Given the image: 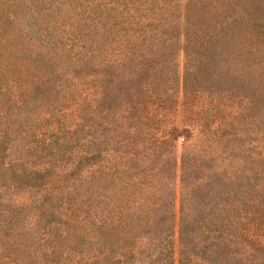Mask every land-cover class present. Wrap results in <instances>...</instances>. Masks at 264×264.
I'll list each match as a JSON object with an SVG mask.
<instances>
[{
	"label": "trees",
	"instance_id": "1",
	"mask_svg": "<svg viewBox=\"0 0 264 264\" xmlns=\"http://www.w3.org/2000/svg\"><path fill=\"white\" fill-rule=\"evenodd\" d=\"M0 264H264V0H0Z\"/></svg>",
	"mask_w": 264,
	"mask_h": 264
}]
</instances>
